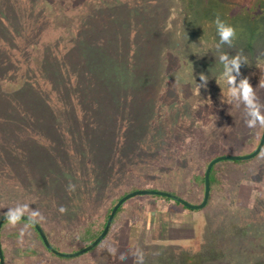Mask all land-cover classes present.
<instances>
[{
  "label": "rangeland",
  "instance_id": "374dc122",
  "mask_svg": "<svg viewBox=\"0 0 264 264\" xmlns=\"http://www.w3.org/2000/svg\"><path fill=\"white\" fill-rule=\"evenodd\" d=\"M148 1L0 0V217L37 219L61 251L126 192L200 202L194 176L208 159L259 142L264 0H155L150 16ZM217 169L222 189L197 210V237L158 239L156 217L170 210L142 194L71 260L24 220L3 223L4 264H264V146Z\"/></svg>",
  "mask_w": 264,
  "mask_h": 264
},
{
  "label": "water",
  "instance_id": "95a60500",
  "mask_svg": "<svg viewBox=\"0 0 264 264\" xmlns=\"http://www.w3.org/2000/svg\"><path fill=\"white\" fill-rule=\"evenodd\" d=\"M263 146H264V129L261 133L259 142L253 151L246 153V154H223V155H218V156L213 157L207 163V166L205 169L203 196H202L201 201L198 203H193V202L187 201L186 199H184V198H182V197H180V196H178L172 192L165 191V190H158V189H135V190H132V191L125 193L113 205L101 233L91 243L87 244L86 246H84L78 250L72 251V252L61 251V250L57 249L56 247H54L50 243L48 236H47L46 232L44 231V229L42 228V226L36 221V219H34L33 217H31L27 214L18 213V212H9V213L2 215L0 217V230H1V227L5 221L10 220V219H22L24 221L31 223L34 226V228L39 233L44 246L53 255L63 257V258L78 257V256L83 255L86 252L92 250L94 247H96L105 238V236L109 232L110 226L113 222L114 216H115L118 208L122 204H124L128 199H130L134 196H137V195H142V194L143 195H146V194L147 195H161V196L173 199V200L181 203L182 205H184L187 208H190L193 210L202 209L208 203V200H209V195H210V190H211L210 171H211L213 165L220 162V161H223V160H246V159H250V158L256 156L257 154H259L260 151L262 150ZM0 264H4V254H3L2 247H1V243H0Z\"/></svg>",
  "mask_w": 264,
  "mask_h": 264
},
{
  "label": "trees",
  "instance_id": "16d2710c",
  "mask_svg": "<svg viewBox=\"0 0 264 264\" xmlns=\"http://www.w3.org/2000/svg\"><path fill=\"white\" fill-rule=\"evenodd\" d=\"M154 6H156V1L155 0H149L148 1V4L147 5H145L144 7H146V10L144 11V13L145 14H148L149 16L152 14V15H157V12H158V10L156 9V7H158V5L156 6V7H154ZM142 8H143V6L140 8V10H142ZM149 10H154V11H149ZM153 39H155L154 37H153ZM263 129H264V127H263ZM263 129H262V131H263ZM215 156H217V155H214V156H212V157H210L209 159H208V161L206 162V166H207V163L213 158V157H215ZM206 166H205V169H206ZM217 166H218V163H216V164H214L213 165V167H212V169H211V171H210V185H211V190H210V195H209V200H208V203L204 206V207H206L209 203H210V201H211V197H212V195H213V193L215 192V191H221V189H222V186L220 185V184H222V181H221V179H220V176H219V174H218V169H217ZM204 173H205V170L203 171V173H201V174H196L195 176H194V182H195V184L196 185H198V186H201L202 188H203V191H204ZM127 193V192H126ZM125 194V193H124ZM124 194H122V195H124ZM122 195H120V196H118L117 198H115V199H113V201H112V203H111V206L109 207V209L107 210V212H106V214H105V218H104V220L102 221V222H97L96 220L95 221H92V222H88L80 231H79V233H78V235H77V240L81 243V246L79 247V248H77L76 250H78V249H80V248H82V247H84V246H86L87 244H89V243H91L100 233H101V231H102V229H103V227H104V225H105V223H106V220H107V217H108V215H109V213H110V211H111V209H112V207H113V205L117 202V200L122 196ZM151 196H153V197H155V198H158V199H160V200H163L165 203H167V202H173V203H175V204H177V205H179V206H181L182 208H184V209H186V210H189V211H197V210H193V209H190V208H187V207H185L184 205H182L181 203H179V202H177V201H175V200H173V199H170V198H168V197H164V196H161V195H151ZM203 207V208H204ZM202 208V209H203ZM123 209H124V204H122L119 208H118V210H117V212H116V214H115V216H114V219H113V222H112V224H111V226H110V229L112 228V225L115 223V222H117L118 220H119V218H120V214H121V212L123 211ZM198 210H200V209H198ZM35 219V218H34ZM11 220H13V219H10V220H7V221H5L4 222V224L6 223V222H8V221H11ZM36 221L41 225V223L36 219ZM26 223H27V225L30 227V229L36 234V237H37V239H39L40 241H41V243L43 244V242H42V240H41V237H40V235H39V233L37 232V230L34 228V226L31 224V223H29V222H27V221H25ZM42 226V225H41ZM43 227V226H42ZM110 229H109V232H110ZM45 232H46V230H45ZM108 232V233H109ZM46 234H47V236H48V233L46 232ZM108 235V234H107ZM106 235V236H107ZM106 236H105V238H106ZM48 238H49V236H48ZM104 238V239H105ZM103 239V240H104ZM49 240H50V238H49ZM102 240V241H103ZM101 241V242H102ZM51 242V241H50ZM44 245V244H43ZM98 246V245H97ZM96 246V247H97ZM45 247V246H44ZM57 249H60L61 250V248H59L58 246H55ZM96 247H94L92 250H90V251H88V252H86L85 254H87V253H90V252H92L94 249H96ZM46 248V247H45ZM46 250L48 251V252H50L47 248H46ZM51 253V252H50ZM3 254H4V257H6L5 256V251L3 250ZM51 255L52 256H56V255H53L52 253H51ZM56 257H58V258H60V259H65V260H71V259H74V258H77V257H73V258H63V257H59V256H56Z\"/></svg>",
  "mask_w": 264,
  "mask_h": 264
},
{
  "label": "crops",
  "instance_id": "0c3cea01",
  "mask_svg": "<svg viewBox=\"0 0 264 264\" xmlns=\"http://www.w3.org/2000/svg\"><path fill=\"white\" fill-rule=\"evenodd\" d=\"M161 205L166 206L170 211L167 212V209H162L159 211V217H156L157 220H160L159 225H157L158 239L185 241L195 237V235L197 237V233L205 229L201 223V217L196 213L197 211H189L178 207L179 205L173 202L165 203L163 200Z\"/></svg>",
  "mask_w": 264,
  "mask_h": 264
},
{
  "label": "clouds",
  "instance_id": "9594fccd",
  "mask_svg": "<svg viewBox=\"0 0 264 264\" xmlns=\"http://www.w3.org/2000/svg\"><path fill=\"white\" fill-rule=\"evenodd\" d=\"M216 24L220 41L222 43H230L231 38L235 35L234 29L231 26L225 25L219 19H217ZM221 59H224V57H221ZM239 61V58H234L231 60V64L233 65V67H238ZM245 90L247 91L248 89L245 88Z\"/></svg>",
  "mask_w": 264,
  "mask_h": 264
}]
</instances>
